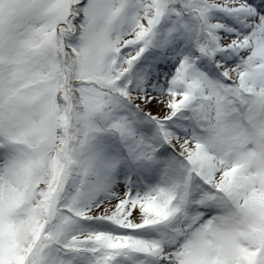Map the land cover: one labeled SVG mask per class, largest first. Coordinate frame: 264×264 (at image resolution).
<instances>
[{
  "label": "snow or ice",
  "instance_id": "1",
  "mask_svg": "<svg viewBox=\"0 0 264 264\" xmlns=\"http://www.w3.org/2000/svg\"><path fill=\"white\" fill-rule=\"evenodd\" d=\"M0 264H264V0H0Z\"/></svg>",
  "mask_w": 264,
  "mask_h": 264
}]
</instances>
